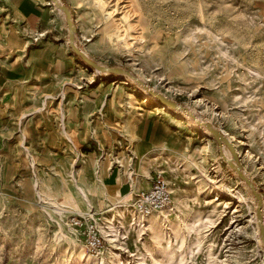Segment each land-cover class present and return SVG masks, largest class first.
<instances>
[{"label": "rangeland", "instance_id": "obj_1", "mask_svg": "<svg viewBox=\"0 0 264 264\" xmlns=\"http://www.w3.org/2000/svg\"><path fill=\"white\" fill-rule=\"evenodd\" d=\"M58 1L90 60L138 77L224 133L263 200L264 223V0ZM0 14L28 43L20 22ZM67 67L46 77L65 85L62 97L37 102L32 92L30 109L0 103V264H264L257 201L211 133L181 112L144 103L147 93L117 73H95L77 55ZM69 100L79 110L88 104L72 123ZM102 103H110L109 117ZM26 112L37 120H20ZM64 127L67 137L52 142L50 133ZM28 129L39 132L40 151L31 149ZM118 165L134 192L156 173L168 183L171 205L153 223L130 213L129 193L102 186L104 170ZM87 213L106 241L101 259L64 223Z\"/></svg>", "mask_w": 264, "mask_h": 264}, {"label": "crops", "instance_id": "obj_2", "mask_svg": "<svg viewBox=\"0 0 264 264\" xmlns=\"http://www.w3.org/2000/svg\"><path fill=\"white\" fill-rule=\"evenodd\" d=\"M3 10L19 21L27 35L31 37L28 43L24 42V38L17 33L13 25L7 24L0 16V103L2 101L9 106L18 103V106L30 109L33 106L32 92L37 93V102L44 101L47 93H53L56 98L62 97L67 91L65 85L46 82L47 76L62 75L63 71L68 69L69 59L73 60L75 57L73 52L68 51V31L67 41H65L66 24L64 23V27L61 26L59 16L55 13L58 9L49 0H0V12ZM35 36H40V38L34 43L32 38ZM79 49L87 55L84 49ZM36 76H39V82L34 80ZM82 93L86 92L82 91ZM68 103L69 111L66 117L69 122L78 116L79 112L88 113V104L82 105L79 110L76 105H72L71 100ZM101 106L102 110H105L106 117H109L110 103H102ZM20 120L32 123L37 119L35 113L26 112ZM26 135L31 149L40 151L43 145L40 143L39 132H32L28 129ZM63 136L67 137L65 127L63 132L61 130L60 133H50L52 142L60 140ZM4 138L0 133V149L4 145ZM119 167V165L112 168L109 166L106 171L104 170L102 186L112 195L127 197L132 186ZM88 207H91L89 199Z\"/></svg>", "mask_w": 264, "mask_h": 264}, {"label": "built area", "instance_id": "obj_3", "mask_svg": "<svg viewBox=\"0 0 264 264\" xmlns=\"http://www.w3.org/2000/svg\"><path fill=\"white\" fill-rule=\"evenodd\" d=\"M39 38L40 36H35L32 40L35 43ZM129 194V211L136 217H150L166 210L171 205V191L161 173L154 175L148 189L139 192H134L131 189ZM64 219V223L75 233L87 253L95 259H101L107 246L99 223L93 215H88V213L73 214L65 216Z\"/></svg>", "mask_w": 264, "mask_h": 264}, {"label": "water", "instance_id": "obj_4", "mask_svg": "<svg viewBox=\"0 0 264 264\" xmlns=\"http://www.w3.org/2000/svg\"><path fill=\"white\" fill-rule=\"evenodd\" d=\"M50 1L64 15L65 24H66L67 31H68V46L70 47V49L72 50V52L75 55L80 57L82 59V61L86 65H88V66H90V67H92V68H94L96 70H99L100 72L126 74V75H130L131 76L130 73L125 72V71H123L121 69L98 65L97 63H95L92 60H90L75 44L74 35H75V32H76V28H75V25H74V22H73V19H72V14H71L69 8L67 6L62 5L58 0H50ZM136 82L138 84L141 83L139 80H136ZM144 89L150 95L155 96V98L159 102H164L170 108H176V105H174L171 101L166 99V97H164L163 95H161L159 93H156L154 91H150L147 86H144ZM191 117L194 119V121H195V123L197 125L206 128L211 133L212 137L215 139V141H216V143L218 144L219 147L222 144L226 145L228 147L230 153L232 154V156L236 160V167H234V165L230 161H226V162H227L228 166L230 168H232L236 172L238 177L245 182V184L251 190L253 196L255 197V199L257 201V208L255 209V215H256V218L258 220V228H259V233H260V239L264 243V225L262 223V216H261L262 199H261L260 195L257 193L256 189L254 188L253 184L241 173L239 158H238V155L236 153L235 148L232 146V144L229 142V140L222 134V132L216 130L211 124L201 122L198 119H196L193 115H191ZM221 156L225 159V157L222 154V152H221Z\"/></svg>", "mask_w": 264, "mask_h": 264}, {"label": "bare ground", "instance_id": "obj_5", "mask_svg": "<svg viewBox=\"0 0 264 264\" xmlns=\"http://www.w3.org/2000/svg\"><path fill=\"white\" fill-rule=\"evenodd\" d=\"M50 1V0H49ZM51 2V1H50ZM52 3V2H51ZM53 4V3H52ZM54 5V4H53ZM55 7V6H54ZM56 8V7H55ZM57 9V8H56ZM59 10V9H58ZM60 11V10H59ZM61 12V11H60ZM62 13V12H61ZM77 46V45H76ZM82 51V50H81ZM83 52V51H82ZM84 53V52H83ZM85 54V53H84ZM86 55V54H85ZM80 58V57H79ZM81 59V58H80ZM81 61H82V59H81ZM83 62V61H82ZM91 69L92 70H94V72L95 73H99V74H101V73H106V72H100L99 70H96V69H94V68H92L91 67ZM120 77H124V78H126L127 80H130V81H132V82H134V83H136L138 86H140L146 93H147V95L150 97H145L144 99V103H146V104H149L150 103V101L152 100V102L154 101L157 105H158V107H159V109L160 110H162V111H164V113L165 112H168V110L167 109H170L171 111H176V112H181V113H183L185 116H188L190 119H192L193 121H194V119L191 117V115H193L196 119H199L197 116H195L194 114H193V112L191 111V110H189L186 106H183V105H176V108H170L169 106H167L164 102H159V101H156V98H155V96H153V95H150L145 89H144V86H147L148 87V85H146V83H144L142 80H140L138 77H135V76H133V75H126V74H118ZM136 80H139L141 83L140 84H138L137 82H136ZM148 89L150 90V91H153V89H150L149 87H148ZM161 95H163V94H161ZM164 96V95H163ZM165 97V96H164ZM152 104V103H151ZM104 107V106H103ZM194 123H195V121H194ZM196 124V123H195ZM196 126L197 127H200V128H203V129H205V130H207L206 128H204V127H201V126H199V125H197L196 124ZM208 131V130H207ZM209 132V131H208ZM222 132V131H221ZM210 133V132H209ZM222 134L224 135V133L222 132ZM225 136V135H224ZM226 137V136H225ZM227 138V137H226ZM228 139V138H227ZM230 143H231V141H229ZM232 144V143H231ZM232 146L235 148V146L232 144ZM220 150H221V152H222V154L224 155V157H225V161H230L233 165H234V167H236V160L234 159V157L232 156V154L230 153V151H229V149H228V147L226 146V145H224V144H222L220 147ZM236 150V149H235ZM236 153H237V151H236ZM237 155H238V153H237ZM228 156V157H227ZM239 162H240V159H239ZM240 171H241V173L245 176V174L243 173V171H242V167L240 168ZM238 179L240 180V181H242L244 184H245V182L243 181V180H241L239 177H238ZM253 184V183H252ZM246 185V184H245ZM253 186H254V184H253ZM247 188V187H246ZM254 188H255V186H254ZM256 189V188H255ZM132 191H133V189H132ZM81 193L84 195V197L86 198V196H85V194L82 192V190H81ZM129 196H130V194H129ZM86 200H87V198H86ZM262 207H263V200H262ZM256 208H257V202H256ZM255 208V209H256ZM89 209L91 210V207H89ZM163 211H161V212H159V213H162ZM91 213V212H90ZM88 215H90V214H88ZM142 219H144V220H142ZM152 219H153V215L152 216H150V217H147V218H140V220H142L141 222H144V221H146V224L148 225V224H151V223H153V221H152ZM255 219H256V222H257V228H258V220H257V218H256V216H255ZM262 223H263V221H262ZM264 224V223H263ZM143 227H145V224L143 225ZM165 229V228H164ZM166 230V229H165ZM259 235V234H258ZM259 239H260V235H259ZM261 240V239H260ZM263 243V242H262ZM264 244V243H263ZM91 259L92 258H90V257H87V256H85L84 257V261H86V262H91Z\"/></svg>", "mask_w": 264, "mask_h": 264}]
</instances>
